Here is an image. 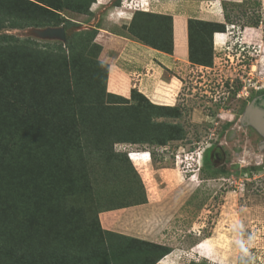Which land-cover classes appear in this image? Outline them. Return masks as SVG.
<instances>
[{
    "label": "rangeland",
    "instance_id": "rangeland-1",
    "mask_svg": "<svg viewBox=\"0 0 264 264\" xmlns=\"http://www.w3.org/2000/svg\"><path fill=\"white\" fill-rule=\"evenodd\" d=\"M90 1L2 3L1 264H154L167 252L107 232L166 246L159 264H264V135L251 121L264 111V0H171L225 24L223 45L210 67L171 64L126 97L108 89L114 55ZM147 22L143 39L158 30ZM127 208L111 215L116 231L102 228L101 213ZM100 244L109 254L93 259Z\"/></svg>",
    "mask_w": 264,
    "mask_h": 264
},
{
    "label": "crops",
    "instance_id": "crops-1",
    "mask_svg": "<svg viewBox=\"0 0 264 264\" xmlns=\"http://www.w3.org/2000/svg\"><path fill=\"white\" fill-rule=\"evenodd\" d=\"M212 1L218 2L219 6L221 3L222 5L225 3L224 0ZM116 2H120V5H115ZM238 3L241 2L238 0ZM94 5H96L97 10L93 11L91 9L92 13L100 12L102 14V24L97 30V43H102L105 48L104 50H109L114 55L113 59L110 61V73L108 78L109 91L112 92L113 90L118 93L120 92L125 97L130 95V92L133 89L137 88H143L148 93V86H155V84L157 85L159 83V81H156L155 79L153 82L150 79L155 77V75L159 76L162 68L164 70H169L171 64H176L178 62H183L192 66L189 63V35L187 26L188 19L190 20L192 18H186L177 13L176 10L178 6L172 3L171 0H156L153 3L149 0H96L92 6ZM136 12H144L172 18V22L170 23L168 20H164L163 26L165 27L162 29L163 31L164 28L169 30V27L171 26L172 53L169 54L154 49L139 41L128 32V27L130 26ZM177 20H181L179 21V27L181 30H179V33L182 43L176 42ZM216 34L218 33H215V35ZM215 35L213 39L214 47L217 51L218 47L223 44H215ZM195 67L204 68L200 66ZM112 80L121 83L119 85H121L120 89L122 92L117 91L119 90L117 86L115 89L110 87ZM129 210L131 209H119L114 212L105 211L101 213L102 228L106 231H116L114 228L116 229L118 223L111 217V215L113 213H122L123 215L124 212Z\"/></svg>",
    "mask_w": 264,
    "mask_h": 264
},
{
    "label": "trees",
    "instance_id": "trees-1",
    "mask_svg": "<svg viewBox=\"0 0 264 264\" xmlns=\"http://www.w3.org/2000/svg\"><path fill=\"white\" fill-rule=\"evenodd\" d=\"M4 0H0V10H2V3L4 5L9 4V2H3ZM8 1V0H7ZM25 1V0H24ZM243 1H250V0H243ZM28 2V1H27ZM95 1L91 0L89 3L93 4ZM115 5H120V2H116ZM226 5H224L225 7ZM73 12H81L79 9H74ZM88 12V8L87 11H85L84 15H87ZM154 19V20H151ZM164 20H168L169 23L172 22V18L170 17H163V16H158V15H152V14H148V13H144V12H136L134 14V17L132 19V22L130 24V26L128 27V30L130 32V34L134 37H136L138 40L142 41L143 43H145L146 45H149L150 47L157 49V50H161L166 52V47L164 46L166 43L163 42L162 38V34L165 31H169L170 36H171V26L168 29L164 28V31L162 30L163 27V22ZM153 22L156 21L158 22V24L154 23V25L158 28L157 31H153L152 33H144V35L147 37L145 39L142 38L143 34H141L142 29L141 28H137V25L139 24V22L141 23H145V22ZM147 22V23H148ZM193 25H195L196 28L191 27ZM56 26V25H55ZM138 30V31H137ZM226 30V26L223 23H216V22H202V21H197V20H189V26H188V35H189V58H190V62L194 65H198L200 67H210L212 65L213 62V47H214V34L215 33H225ZM93 39L95 38V34L92 36ZM172 39V38H171ZM167 53H172V40H170V50L167 51ZM111 81L110 87L115 89L117 87L115 82ZM141 204H145V202L140 203V204H135V205H141ZM103 232V229L101 228V226L98 227V231H96L97 235H100V233ZM107 235L110 236V238L112 237H118V239H125L127 241H129V243L133 246L136 245H145V246H149L150 248H152V250L155 251V249L158 248V250H167V252H165L162 257L167 256L168 254H170L169 249L165 248L166 246L164 245H155L153 243L150 242H146L144 240H140L137 238H132V237H127V236H122V235H118V234H114L111 232H107ZM123 237V238H122ZM125 237V238H124ZM19 250V255L23 256V258H25V254L21 249ZM101 250L103 251L104 255H108L109 252H107L106 250V246L101 245L100 244V248L98 250L95 251V253L90 254L91 256H93V259L95 258V254L96 252L99 255H103L101 254ZM94 251V248H93ZM115 253V252H114ZM18 255V258H19ZM158 258L156 260V262L154 264H157L160 262L161 258ZM6 261V260H5ZM5 261H3V263L7 264ZM2 262H0L1 264ZM10 264H13L12 262H10ZM134 264V263H133ZM137 264V263H136Z\"/></svg>",
    "mask_w": 264,
    "mask_h": 264
},
{
    "label": "bare ground",
    "instance_id": "bare-ground-1",
    "mask_svg": "<svg viewBox=\"0 0 264 264\" xmlns=\"http://www.w3.org/2000/svg\"><path fill=\"white\" fill-rule=\"evenodd\" d=\"M179 21H181V20H177V22H176V42L177 43H182V41H181V37H180V33H179V30H180V27H179ZM181 31V30H180ZM183 31V30H182ZM249 42H251V41H253L251 38L248 40ZM182 151H180V153H181ZM142 158H140V159H138L136 156H133L132 158H131V160L133 161V160H135L136 161V164L138 163V161H140L141 159H143V158H146V159H144L145 161H148V159H149V157H148V155L146 154V155H142L141 156ZM148 158V159H147ZM150 161V160H149ZM213 241H212V239L210 238V239H208V241H206L205 242V248H207L206 250H204V249H202V247H200V250H202V255L203 256H205V258H207V259H211V257H212V255H213V250H214V248H213V245L211 244ZM224 264V263H223Z\"/></svg>",
    "mask_w": 264,
    "mask_h": 264
},
{
    "label": "flooded vegetation",
    "instance_id": "flooded-vegetation-1",
    "mask_svg": "<svg viewBox=\"0 0 264 264\" xmlns=\"http://www.w3.org/2000/svg\"><path fill=\"white\" fill-rule=\"evenodd\" d=\"M261 103H264V102L259 103L261 107L262 106L264 107V105H262ZM259 104H258V106H259ZM251 121L260 130V132H262V134L264 135V130L261 129V125L264 127V111H261L259 108L255 107L254 115L252 116ZM263 148H264V146H263Z\"/></svg>",
    "mask_w": 264,
    "mask_h": 264
},
{
    "label": "water",
    "instance_id": "water-1",
    "mask_svg": "<svg viewBox=\"0 0 264 264\" xmlns=\"http://www.w3.org/2000/svg\"><path fill=\"white\" fill-rule=\"evenodd\" d=\"M53 34H57V35H60L62 38L64 37V32H63V30H55L54 32H53ZM260 126V125H259ZM261 129L262 130H264V127L261 125Z\"/></svg>",
    "mask_w": 264,
    "mask_h": 264
}]
</instances>
